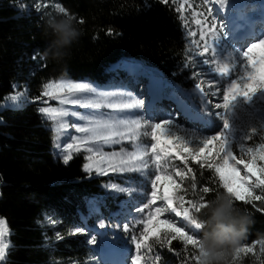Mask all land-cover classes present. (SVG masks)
Returning <instances> with one entry per match:
<instances>
[{
	"label": "trees",
	"instance_id": "1",
	"mask_svg": "<svg viewBox=\"0 0 264 264\" xmlns=\"http://www.w3.org/2000/svg\"><path fill=\"white\" fill-rule=\"evenodd\" d=\"M52 1L74 15L77 23L83 20L78 23L82 36L70 55L59 62L43 57L50 43L44 34L46 15L27 0H0V219L5 221L3 239L9 244L0 264H86L90 249L81 235L69 230L82 226L80 214L89 224L100 216H110L123 197L103 191L101 184L113 175L86 173L80 153L73 154L67 164L57 156L49 122L38 111L45 104V97L37 99L45 83L67 77L104 85L108 82L105 68L121 59L138 61L186 91L195 83L190 78L192 69L184 67L188 53L175 5L161 0ZM20 92L24 99L11 104L9 97ZM175 165L187 171L179 161ZM189 167L195 180L192 173L184 179L189 188L186 198L206 195L208 201L223 194L218 180L209 179L212 173L207 169L191 160ZM123 176L137 184L132 174ZM174 178L180 182L179 177ZM192 183L197 184L195 192ZM203 186L214 191L203 194ZM89 197L99 199L101 215L87 213ZM235 203L253 220L239 246L264 239V200ZM46 220L55 225H47ZM178 221L184 223L181 218ZM156 247L161 259L149 257L148 264H191V246L185 249L173 241L172 250Z\"/></svg>",
	"mask_w": 264,
	"mask_h": 264
},
{
	"label": "snow or ice",
	"instance_id": "2",
	"mask_svg": "<svg viewBox=\"0 0 264 264\" xmlns=\"http://www.w3.org/2000/svg\"><path fill=\"white\" fill-rule=\"evenodd\" d=\"M161 2L177 5L175 11L186 13L181 16L188 37L186 46L188 57L184 67L192 69L198 66L196 71L190 73V78L197 80L193 85V93L199 94L201 107L198 113L206 114L199 116L205 125L203 132L178 135L177 133L182 130L178 125H174V117L171 114L160 119L151 116L146 119L139 111L144 106L142 100L131 97L130 94L128 99H114L115 94L97 93L87 83L48 82L43 85L41 97L37 99L48 97L49 100L58 101L61 106H78L80 109L90 110L88 115L69 111L64 107H40L38 111L49 120L57 122L60 129H74L75 134H80L71 137L75 143H68L64 151L75 148L79 153L83 146V150L88 153L86 159L89 161L84 165L86 173L93 171L94 165L97 175L106 176L111 172L137 174L140 178L145 193L144 202L132 209L138 215H133L131 220L126 219L122 224L114 225L127 234V244L130 247H124V238L116 237L122 241L126 262L148 264L149 257L159 261L161 256L156 246H168L169 250H172L173 241H177L185 249L191 246L196 250L198 254L194 255L193 259L195 264H201L199 237L202 225L198 215H194L193 212L199 214L201 208L207 206L208 201L206 195L198 199L186 198L189 195V188L184 186L183 181L190 173L195 180V173L189 167V160L212 173L209 179L218 180L223 194L231 197L233 201L252 204L253 201L264 200V194L256 193L257 189L264 193V125L259 129L252 127V135L247 133L237 135V129L230 125L229 121V116L234 114L239 103L251 104L258 93L257 98L264 99V57L257 59L253 55L255 48L264 46V38L251 43L250 46L240 48H237L233 41L224 40L220 34V28L224 26H218L217 20L220 10L229 3V0H183V2L161 0ZM20 7L23 10L24 5ZM33 7L40 11V0H37ZM43 7L48 8L49 5L45 3ZM55 10L69 15L62 6L56 5ZM46 14L48 13H43ZM69 18L75 16L69 15ZM260 22L264 24V6ZM78 23H83V20ZM190 24H195L198 31L192 29ZM197 35L198 39H193ZM260 35L264 36V32ZM254 60L256 63H253ZM205 83L208 85L207 90L204 87ZM86 95L96 98H85ZM209 96L218 99L213 101L208 98ZM9 99L14 102L18 95H11ZM70 117L82 123L69 122L66 118ZM216 117L222 121V131H214L219 127ZM258 132L259 141L255 146H246L244 141L252 140ZM145 140L148 142L145 143ZM169 140L171 143H167ZM124 144L129 147L122 146L118 151L110 152L103 150L105 147ZM236 148L241 155L235 154ZM244 155L248 157L247 160L243 158ZM97 156L99 160L95 159ZM72 158V155H65L63 162L67 164ZM175 161H179L187 171L177 167ZM239 165H243L242 170L245 173L243 176L240 175ZM229 169L234 175H225ZM174 177H179L180 182ZM162 182L170 185L171 191L167 186L161 191ZM235 183L244 191L235 188ZM149 186L150 198H147ZM107 187L119 193L140 195L139 185L134 188L131 185L121 186L112 183ZM190 187L193 192L197 190L196 183H192ZM213 191L210 186L202 187L203 194ZM158 201H162L163 204H157ZM166 212L170 215H165ZM176 217L182 218L184 223L178 226ZM4 224L5 221L0 219V262L5 261L6 249L9 248V244L3 239ZM99 227L105 228L106 225L100 221ZM86 230L74 225L72 234ZM90 243L96 244L95 236L91 237ZM255 246L253 243L251 247H237L235 256L238 257L240 253H251ZM261 250L264 251V248Z\"/></svg>",
	"mask_w": 264,
	"mask_h": 264
},
{
	"label": "rangeland",
	"instance_id": "3",
	"mask_svg": "<svg viewBox=\"0 0 264 264\" xmlns=\"http://www.w3.org/2000/svg\"><path fill=\"white\" fill-rule=\"evenodd\" d=\"M27 1L32 6V8L35 9L33 7V5L37 3V0H27ZM233 1H236V0H233ZM233 1H230V2H233ZM180 2H183V0H180ZM45 3H47L49 5L48 8L43 7V5ZM56 5H59V4L53 2L52 0H40V11L42 13L58 14L59 12L55 10ZM176 6L177 5H175V7ZM226 6H227V4H226ZM262 6H264V0H243V2H241L240 8L241 7H243L244 9L246 8L245 12H247L248 10H251V11H248V12H250L248 14V16H245L244 18L249 17V15L254 16V14H255L256 18H257V23L255 25L251 24L250 32L254 33V35L251 39L243 42L242 44L240 42H236L233 40V43L235 44V46L237 48H240L242 46H250L251 43L258 41L261 38H264V36L260 35V33L264 32V24H262L260 22L261 21ZM217 7H218V5H217ZM228 10H232V9L228 8ZM228 10L224 6V8H222L220 10L219 18L217 20L218 26H224V27L220 28V34L224 37L225 41L231 40L229 38V33L226 32V28H225V25H226L225 21H228L230 23L229 19H227V15H228V13H230V11H228ZM234 13H236V11ZM59 14H62V13H59ZM178 14H179L182 26H183L185 44L187 46L188 37L186 35L184 24H183V21L181 19V16L186 15V13H178ZM241 20L246 22L243 19H239V21H241ZM224 22H225V24H224ZM189 26L192 29H197V26L195 24H190ZM260 29H261V31H260ZM197 31H198V29H197ZM193 39H198V35H197V37H194ZM209 43H211L210 38H209ZM228 50L231 51V48H229ZM253 55L257 59L264 57V46H259V47L255 48L253 50ZM197 59H199V58H197ZM253 63H256V60H254ZM197 67L198 66H194L192 68V71H196ZM203 67L206 68L207 66H203ZM119 68H116L114 65H110V66L105 68V72L108 76V82L105 83L104 85H96V84L88 82L86 80H74V79L67 78V77H59L57 79L50 80L49 82L70 81V82H75V83H87L90 87L94 88L97 93L103 92V93L115 94V96L113 97L114 99H128L129 94H130L131 97H134L136 99H140L143 101L144 106L139 111L143 114V116L146 119L150 116L154 117L156 119H160V118L166 117L167 115L171 114L174 117V125H178V127L182 130L181 132L177 133L178 135L184 134V133L200 134L201 132H203L205 125H204L203 120L200 119L199 116H203L206 114L202 113V112L198 113V109H200L201 104H200V99L198 98L199 94L193 93V88H191L189 91L180 89L179 87L172 85L169 81H167L162 76H160V74H158V72L157 73L153 72L155 74L153 76L154 78H156L155 80L162 82V91L165 95H167L169 97V102H167L165 106H160L159 111H157L156 108H152V109H150L152 111H150L148 113L149 110L147 109V106H146L148 103V99L145 97V91L147 90L146 85H143L142 81L134 80L135 77H137L138 75H136L134 73H129L127 71L124 72ZM141 73H142V75H141L142 77H143V75L145 77L147 75H149L148 70L145 68L141 69ZM141 80H142V78H141ZM194 80L196 83L197 80L195 78H194ZM204 87L206 90L208 89L207 83L204 84ZM179 96H180V98H179ZM258 96H259V93L257 94V97ZM24 97H25L24 93L20 92L18 94L17 101H14V102L12 101L11 104L16 105L18 102H21L24 99ZM257 97L253 98V101L251 104L239 103L234 114L229 116L230 125H233L237 129V135H244L245 133H247L248 135H252V127H257L259 129L261 125H264V99H258ZM85 98L95 99L96 97L86 95ZM208 98L210 100H213V101L218 99V97H211V96H209ZM48 101H50L49 98L45 97V100H44L45 104L40 105L39 108L40 107H64L69 111H78L82 115H88L89 111H90L87 109H80L78 106H72V105L61 106V105H59L58 101H55V100H52V101H55V103H49ZM176 104L179 105V110L181 112H183L185 117H183L182 115H179L177 113L178 111L176 109ZM185 106H187V107L189 106L192 108V110H190V113H191L190 115L195 117V119L197 120L196 123H189L186 120L187 112L185 111ZM210 107H212V106L210 105ZM213 110L215 111L214 108H213ZM219 111L223 112V110H219ZM43 117L49 122L50 129L52 130L53 145H54L55 149H57V156L63 161V158L65 155L76 154L77 152H76L75 148L69 149L67 152H65L64 149L67 147L68 143H70V142L75 143L71 139V137L73 135H80V134H75L74 129H67V130L60 129L57 122L49 120L44 115H43ZM66 119H68L69 122L82 123L80 121H76L74 117H70V118H66ZM189 119H191V118H189ZM215 119H216V123L219 127L214 131L215 132L222 131L223 130L222 121H220L218 117H216ZM153 122H155V121H153ZM161 139L163 140V137ZM258 141H259V132L257 133V135L253 136L252 140H245L244 142H245L246 146H255V144ZM147 142L148 141L145 140V143H147ZM167 143H171V141L169 140V141H167ZM122 146L126 147V148L129 147V145H127V144L114 145L111 147H105L103 150L105 152H110L113 150L118 151ZM79 153L84 158V161H85L84 165L86 163H89V161L86 159V156L88 155V153H86L83 150V146H81V151ZM235 154H237L238 156L241 155L238 151V148L235 149ZM243 158L245 160L248 159V157L246 155H244ZM95 159L99 160V157L97 156V157H95ZM84 165H83V169H84ZM238 167L241 168L240 175L243 176L245 174L242 170L243 165H239ZM93 172H95V166L94 165H93ZM109 174L113 175V178H109L108 180H106L105 182H103L101 184L103 191L112 193L113 195H122L123 197L119 199L120 205L116 204L117 209L113 210V212H111V215L110 216L108 215L104 220L106 223V230L109 233L110 238L115 239L118 247L121 248V250H123V247L121 246L122 241L117 240L116 237L124 238L123 239L124 247H130V245L127 244V239H126L127 234L123 233L118 228H115L114 225L122 224L123 222H125L126 219L131 220L133 215H138L137 213L132 211V209L134 208V206L141 205L144 202L145 193L143 191V184L140 183V178L138 177L137 174H132L134 177H136L137 184H133L129 180V178H128L129 176L127 178L125 176H123V175H130V174H117V173H111V172H109ZM225 175L226 176H232L234 174L229 169V170H226ZM112 183H116V184L121 185V186L131 185L134 188L139 185L140 195L136 196V195H128L126 193L116 192L113 189L107 187L108 184H112ZM165 186H167L169 191H171V186L166 185L164 182H162V184H161V191L164 190ZM234 187L237 188L238 190H240L241 192L244 191L243 188H241L238 183H235ZM260 191L261 190L257 189L256 193L261 194ZM135 196L140 197L142 202L138 201ZM147 198H150V186L148 188V197ZM99 203L100 202H99L98 198L89 200L86 208L90 209L91 212L90 211H88V212L93 213V214L97 213L99 210L97 204H99ZM157 204L162 205L163 202L158 201ZM165 215H170V214L166 212ZM171 215L174 216V214H171ZM85 218L86 217L81 216V220H82V226L81 227L86 228L87 230L82 231L81 233H78V234L81 235V239L83 240V243H85L88 246V248L90 249V254L86 260V264H103V262H102L103 259H101L102 258L101 253H99L100 249H99V247L97 248V246L100 243V238L97 235V232H100L99 231L100 230L99 224L95 223L93 225H89V224H86V222L84 224ZM161 218H163V217H161ZM178 218L179 217H176L175 220L178 222V226H179V224H181V223H180V221H178ZM46 224L53 226V225H55V222L46 220ZM101 229H103V228H101ZM4 230H5V234H6L5 225H4ZM69 233L70 234L73 233V228L69 230ZM93 236H95V238H96V244L95 245L90 243L91 237H93ZM57 238H59L58 233L55 234V239H57ZM103 240H104L103 242L108 241V239L106 237H103ZM261 241H264V239L253 242V243H255L256 246L251 253H240L239 256L237 257V256H235V251L232 252V254L228 258L229 264H248V263L249 264H264V251L261 250L262 248H264V243H260ZM105 243H107V242H105ZM253 243L242 245L239 247H244V246L251 247V245ZM123 253H124V250H123ZM196 254H198V253L194 249L189 252V255H191V258H190L191 264H195V260L193 259V256ZM121 257H122V254H121ZM110 264H114V263L111 262ZM127 264H129V262H127Z\"/></svg>",
	"mask_w": 264,
	"mask_h": 264
},
{
	"label": "clouds",
	"instance_id": "4",
	"mask_svg": "<svg viewBox=\"0 0 264 264\" xmlns=\"http://www.w3.org/2000/svg\"><path fill=\"white\" fill-rule=\"evenodd\" d=\"M69 15L46 14L44 34L50 43L43 53L45 59L63 61L82 36L76 19H70ZM199 214L202 225L199 237L201 264H229V256L245 239L253 223L250 214L226 194H218L208 200Z\"/></svg>",
	"mask_w": 264,
	"mask_h": 264
},
{
	"label": "bare ground",
	"instance_id": "5",
	"mask_svg": "<svg viewBox=\"0 0 264 264\" xmlns=\"http://www.w3.org/2000/svg\"><path fill=\"white\" fill-rule=\"evenodd\" d=\"M230 1H233V0H230ZM227 4V10L228 8L229 9H232L233 12L230 11V13H228L227 15V19H229L230 23L228 21H225L227 23V27L235 24L233 21H234V16L233 15H236L239 17V12L238 10L240 9V6H241V2H243V0H236V1H233V2H230ZM236 9V10H235ZM236 11V13H234ZM226 13V12H225ZM232 13V14H231ZM245 20V19H243ZM246 21V20H245ZM224 22V24H225ZM236 23H240L241 27L244 26L245 27V30L246 32L248 33H252L250 32V29L251 27L249 26L248 23L244 22V21H239V20H236ZM226 28V26H225ZM224 28V29H225ZM229 29H226V32L229 33L228 31ZM241 30V29H240ZM261 30V29H260ZM234 33V34H233ZM239 32H236V30H233L229 33V38L231 39V41L235 40L234 38L237 37V34ZM253 37V35H250L248 36V38L246 40H249ZM238 42V41H237ZM137 64H139V62H135V61H131V60H121L119 61L118 63L116 64H112L114 65L116 68H119L121 69V67H134L136 66ZM129 75V74H128ZM141 76H137L135 77L134 80H138V81H142L141 80ZM153 90H155L154 92L153 91H150L151 95L149 96V94H147V92L145 91V97L148 99V103H147V109L149 110L148 113L152 110V108H156L157 111H159V107L160 106H165L167 102H169V97L167 95H165L162 91V82H156L155 80H153V85L151 86ZM150 88V87H149ZM140 93V92H139ZM176 109H177V113L179 115H182L183 117H185V115L183 114V112H181L179 110V105L176 104ZM190 110H192L191 107H187L185 106V111L187 112V118L186 120L189 122V123H196V119L194 116H191L190 114ZM189 114V115H188ZM191 118V119H189ZM107 242V243H105ZM101 241L100 242V245H99V253H101V256L104 261L103 264H110L111 262H113L114 264H127V262L124 260H121V254H122V250L121 248H119L117 245H113L111 244L109 241ZM105 243V244H104ZM125 257V256H124Z\"/></svg>",
	"mask_w": 264,
	"mask_h": 264
},
{
	"label": "water",
	"instance_id": "6",
	"mask_svg": "<svg viewBox=\"0 0 264 264\" xmlns=\"http://www.w3.org/2000/svg\"><path fill=\"white\" fill-rule=\"evenodd\" d=\"M126 60H131V61H135V60H133V59H126Z\"/></svg>",
	"mask_w": 264,
	"mask_h": 264
}]
</instances>
